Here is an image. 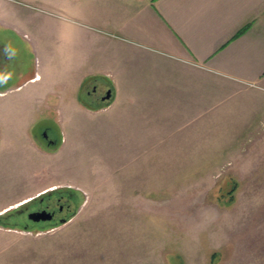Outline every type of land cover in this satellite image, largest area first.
Wrapping results in <instances>:
<instances>
[{
	"label": "rangeland",
	"instance_id": "374dc122",
	"mask_svg": "<svg viewBox=\"0 0 264 264\" xmlns=\"http://www.w3.org/2000/svg\"><path fill=\"white\" fill-rule=\"evenodd\" d=\"M0 2H14L21 21L20 32L0 26L6 91L37 71L34 37L47 30L46 17L68 16L28 0ZM96 90L92 97L82 92V100L104 102L106 91ZM20 106L0 98V133L19 132L13 135L19 148L30 133L39 149L56 156L64 132L58 116L17 115ZM248 110L71 115L64 153L75 156L73 164L0 162V211L28 193L25 171H45L33 200L0 213V264H264V109ZM45 190L74 197L61 217L67 223L41 227L27 219L41 208L35 203Z\"/></svg>",
	"mask_w": 264,
	"mask_h": 264
},
{
	"label": "crops",
	"instance_id": "0c3cea01",
	"mask_svg": "<svg viewBox=\"0 0 264 264\" xmlns=\"http://www.w3.org/2000/svg\"><path fill=\"white\" fill-rule=\"evenodd\" d=\"M28 1L68 17H46L47 30L34 37L37 71L0 91V98L17 99V115H57L65 132L71 115H212L247 108L257 115L264 109V0ZM18 8L0 2L1 27L20 32ZM95 87L112 90V100L83 101L82 92L92 97ZM64 132L56 156L39 149L30 133L21 148L13 138L19 132L0 133V162L73 164L75 156L64 153ZM25 175L24 182L32 183L28 193L0 213L34 199L33 185L45 171Z\"/></svg>",
	"mask_w": 264,
	"mask_h": 264
},
{
	"label": "flooded vegetation",
	"instance_id": "af4514ba",
	"mask_svg": "<svg viewBox=\"0 0 264 264\" xmlns=\"http://www.w3.org/2000/svg\"><path fill=\"white\" fill-rule=\"evenodd\" d=\"M1 64H2V60H0V65ZM96 89H98V87H95L93 89L94 94H96V91H97ZM107 92L108 91L105 92L104 96H106ZM45 138H46L48 143H50V144L54 143V141L51 140L50 137L45 135ZM55 196L56 197L59 196V197L57 199H53ZM67 196L68 197H66L64 194L52 195L50 193L49 194L47 193L45 195V197H41L39 199V201H37L35 203V204H37L35 207L36 208H38V207L40 208L41 207L40 209H36V211H32V212H29V213L22 212V211L20 213H23V215L26 213L25 215H27V219H30L29 216L31 214L39 213V212H45L46 211V212H48V213H50L52 215V219L51 220H48L46 222L41 221V222H37V223L33 221L34 223H32V224L38 225V226H41V227H45L43 225L49 226V225H52V224H56L59 221H63L64 220V218H61L62 216L64 217L65 215H68L71 212V204L70 203H71V201L74 200V197H72V195H67Z\"/></svg>",
	"mask_w": 264,
	"mask_h": 264
},
{
	"label": "water",
	"instance_id": "95a60500",
	"mask_svg": "<svg viewBox=\"0 0 264 264\" xmlns=\"http://www.w3.org/2000/svg\"><path fill=\"white\" fill-rule=\"evenodd\" d=\"M113 98V92L112 90H109L107 93H106V96L103 98V101L104 102H107V101H111ZM30 219L34 222H41V221H48V220H51L52 219V215L48 212H41V213H35V214H32L30 216ZM68 221H63V224L67 223Z\"/></svg>",
	"mask_w": 264,
	"mask_h": 264
},
{
	"label": "trees",
	"instance_id": "16d2710c",
	"mask_svg": "<svg viewBox=\"0 0 264 264\" xmlns=\"http://www.w3.org/2000/svg\"><path fill=\"white\" fill-rule=\"evenodd\" d=\"M250 28H251V26L249 25V26H247V27H245L243 30H241L233 39H232V41L231 42H233V41H236V40H238V39H240L241 37H243L249 30H250ZM69 192H71L72 194H75V195H77V193L75 192V191H69ZM58 193V192H57ZM56 192H54V193H51L52 195H56L57 194ZM3 220H4V217H1L0 216V223H3ZM2 225V224H1ZM2 226H4V223H3V225Z\"/></svg>",
	"mask_w": 264,
	"mask_h": 264
}]
</instances>
